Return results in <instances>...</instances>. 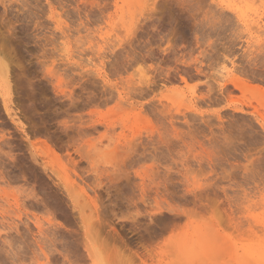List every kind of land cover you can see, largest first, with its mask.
<instances>
[{"label": "rangeland", "instance_id": "1", "mask_svg": "<svg viewBox=\"0 0 264 264\" xmlns=\"http://www.w3.org/2000/svg\"><path fill=\"white\" fill-rule=\"evenodd\" d=\"M147 2L150 8L146 0H110L108 26L94 29V14L81 15L82 0H0V155H14L13 175L22 181H5L0 167V264H53L65 256L72 264H259L264 176L244 162L258 164L264 150V81L239 77L227 63H238L237 54H264V0H226L223 14L235 25L219 34L203 29V21L201 31L192 30L199 10L189 20L170 6L174 0ZM45 14L63 26L59 41L44 27ZM169 24L171 34L161 30ZM99 38L112 48L102 65L84 59ZM125 44L130 51L120 57ZM169 53L172 63L180 55V67L198 60L204 80L185 84L188 78L165 63ZM135 57L147 68L137 66L144 71L135 83L144 88L130 91L108 69L115 58ZM151 72L164 73L159 85L155 77L145 80ZM201 89L209 97L219 90L210 103L231 105L228 116L215 118L218 129L195 116L206 111ZM148 91L152 103L143 99ZM189 115L204 120L212 135L162 144L169 127L183 135ZM69 118L74 135L62 127ZM233 128L246 140L220 144L216 132ZM133 159L136 167L129 166ZM237 173L243 183L233 179ZM196 182L207 183L211 194L189 203L181 190ZM208 202L217 207L205 215Z\"/></svg>", "mask_w": 264, "mask_h": 264}, {"label": "snow or ice", "instance_id": "2", "mask_svg": "<svg viewBox=\"0 0 264 264\" xmlns=\"http://www.w3.org/2000/svg\"><path fill=\"white\" fill-rule=\"evenodd\" d=\"M163 4V0H161V5ZM161 5H158L160 7ZM146 7H151V4L147 2L145 3ZM175 11H181L182 14L187 15L189 20H192V16L189 13H197L195 15V19L193 24L191 25L192 30L199 32L201 31V27H197V25L201 24V21H203V29L208 30L214 28L216 30V33H222L229 30V25H232L234 27L235 21L232 16H227L223 14V10L228 7V4L226 3V0H174V2L170 5ZM59 7V6H58ZM112 12V6L110 3V0H82L81 3V15L84 13H90L94 14V18L91 22L88 23L89 28H97L100 29L106 28L108 25L105 20L106 14ZM155 20V18H154ZM49 21H52V17L50 15L45 14L43 17V25L45 28H48L52 31V35L55 38L56 41L60 40V36L58 35L63 29L62 25H57L54 21L49 23ZM35 23V21H34ZM78 25H74V27H77ZM157 27H160L159 25H156ZM174 29L173 24H169L167 28H162L161 30L166 31L167 33L171 34ZM81 31H86L83 27L80 28ZM128 35L131 36V32H121V35ZM264 34V33H262ZM36 35H43V33L37 32ZM100 36V33L97 32V37ZM227 41H225L226 43ZM264 43V42H262ZM103 45V46H98ZM115 46H113L114 48ZM217 51H220L219 48V42L217 43ZM112 51V48H109L103 38L97 39V45L92 46L89 48L85 54L84 59L87 60L89 56H91L93 59L96 60L97 65H102V61L109 59V53ZM124 51H130L127 47V44H125L124 49L119 54L120 57H123ZM262 53H264V48H262ZM149 51H144V55H148ZM172 53H169L167 56V60L165 61L166 64L171 63V67L173 70L179 69L176 73L179 77L180 75H183L187 77L188 79L184 80V83H189V80L195 85L199 81L204 80V76L199 74L197 72V69L200 68V62L198 60H195L191 63H184L183 67H180V64L182 63L180 60V55L176 54V62L172 63ZM186 55V53H185ZM228 56H232L233 53L229 52L227 54ZM78 56V53H77ZM59 59V57H57ZM234 59H238V63L233 65L232 63H227V68L231 69L232 72L239 76L246 79H252L254 75H257L261 78V81H264V54H262L258 60H249V58H239L238 54L234 56ZM227 61V56H224L221 52V57L219 59L220 64H224ZM156 61H153L155 63ZM144 65V68H147V62L140 59V57H135L134 59H131L130 62H123L119 58L113 59L111 68L108 69L111 79L116 81L118 86H122L125 89H128L130 91H139L144 88V83L142 82L139 86L136 85L135 80L138 76V74H143L144 69L138 68V65ZM88 67H91V65H87ZM72 70H69L68 75H71ZM96 72L93 70L91 73H89L90 77H95ZM151 77H155L157 81V85L164 79V73H157V72H151L149 73L148 77H145V80H150ZM103 80V77L100 78V80L94 81L98 85ZM129 83H131V88H129ZM85 87H88V85H85ZM157 91H160L159 87L156 89ZM83 90L81 89V92ZM93 91L99 92V87L96 89H93ZM201 91L204 93V103L201 104V108L206 109V111L195 113V116H204L206 120H208L214 128H219L220 124L216 122V117H218L221 112H223L224 116H228L227 111L225 109L230 108L231 105H226L223 101H220V103H210V100H215L217 96L219 95V90H216V96L209 97L208 90L207 89H201ZM151 92L148 91L144 95L143 99L145 103H152L151 99ZM114 103V101H112ZM103 107V105H101ZM215 108L216 111H212V109ZM172 119H175V116L172 117ZM183 119V118H181ZM188 120L192 121V124L184 128L183 135L176 134L171 129V127L168 128V131L165 135L161 137V143L165 145H171L173 141H175V147H179V145L183 141H189L192 142L194 139L199 138L203 140L206 136H211L212 133H209L207 130V127H201L204 125V120L196 119L193 115L188 116ZM185 125H187V121H183ZM62 127L69 129L71 131V134H75V128L74 124L69 119L63 120ZM261 130V137L264 138V125H260ZM216 136L219 138V143L226 146H231L234 144H241L246 140L247 133L244 135H241L238 130L233 128L232 130H225L223 132H216ZM261 143L264 144V139L261 140ZM165 155H167V152L165 151ZM0 167L4 169V179L7 182H10L12 184H18L22 181L15 179L13 175V171L15 168V157L14 155L9 154L7 151L0 155ZM144 163V162H141ZM245 168H254L258 169L261 176H264V150L261 152L259 163L256 164L254 159H248L245 162ZM130 167H136V161L135 159L129 161ZM196 165L194 164L193 167ZM226 167V165H225ZM231 172L232 170L229 169ZM234 180L243 183L242 178L239 176V173H237L234 177ZM181 194L187 195L189 197V203L192 202L195 198H201L203 199L206 194H211V190L207 187V183H201L196 182L195 184L189 183L186 189L181 190ZM217 205L215 203L208 202V206L205 208H202L201 211L205 213V215H209L215 212ZM38 211H43V209H37ZM54 210V209H53ZM48 213L45 212V215ZM61 227H63L61 225ZM55 254V253H54ZM53 264H72V262L65 257H61L55 261H53ZM83 264H86V262H83ZM180 264H197L195 261H180ZM199 264H205V262H199ZM215 264H220V262H215ZM224 264H227L225 261ZM239 264V262H238ZM259 264H264V253L261 254V259L259 261Z\"/></svg>", "mask_w": 264, "mask_h": 264}, {"label": "bare ground", "instance_id": "3", "mask_svg": "<svg viewBox=\"0 0 264 264\" xmlns=\"http://www.w3.org/2000/svg\"><path fill=\"white\" fill-rule=\"evenodd\" d=\"M5 40H7V39H5ZM8 41V40H7ZM10 42V41H9ZM6 67H8V66H6ZM5 68V67H4ZM2 69V68H1ZM6 70H7V68H6ZM2 71V70H1ZM9 71V70H8ZM7 71H5V73H6ZM4 73V74H5ZM8 75V74H7ZM7 75H4V76H6L7 77ZM11 78V77H10ZM67 184H69V183H66V185ZM70 185V184H69ZM76 185V184H75ZM75 187V186H74ZM69 188H71V187H69ZM76 188V187H75ZM68 189V188H67ZM71 191H72V188L70 189ZM78 190V189H77ZM74 192H76V190H74ZM77 192H79V191H77ZM80 193V192H79ZM81 195H83V194H81ZM84 198V197H83ZM85 200V199H84ZM252 263V262H251Z\"/></svg>", "mask_w": 264, "mask_h": 264}]
</instances>
